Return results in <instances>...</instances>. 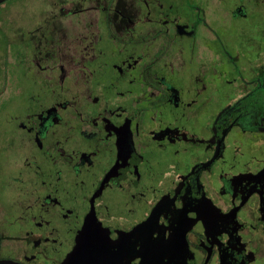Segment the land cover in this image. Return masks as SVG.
Returning a JSON list of instances; mask_svg holds the SVG:
<instances>
[{
	"label": "flooded vegetation",
	"instance_id": "af4514ba",
	"mask_svg": "<svg viewBox=\"0 0 264 264\" xmlns=\"http://www.w3.org/2000/svg\"><path fill=\"white\" fill-rule=\"evenodd\" d=\"M2 6L0 264H264V0Z\"/></svg>",
	"mask_w": 264,
	"mask_h": 264
},
{
	"label": "rangeland",
	"instance_id": "374dc122",
	"mask_svg": "<svg viewBox=\"0 0 264 264\" xmlns=\"http://www.w3.org/2000/svg\"><path fill=\"white\" fill-rule=\"evenodd\" d=\"M12 3V2H11ZM11 3L9 4V5H6V7H9L10 5H11ZM5 7V6H4ZM3 6L2 7H0V8H4Z\"/></svg>",
	"mask_w": 264,
	"mask_h": 264
},
{
	"label": "water",
	"instance_id": "95a60500",
	"mask_svg": "<svg viewBox=\"0 0 264 264\" xmlns=\"http://www.w3.org/2000/svg\"><path fill=\"white\" fill-rule=\"evenodd\" d=\"M79 252H80V251H79ZM79 252H78V253H79Z\"/></svg>",
	"mask_w": 264,
	"mask_h": 264
}]
</instances>
